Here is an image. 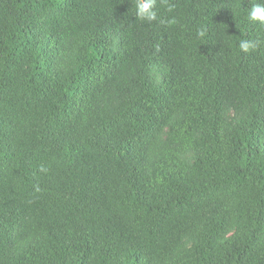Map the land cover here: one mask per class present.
Segmentation results:
<instances>
[{
  "label": "trees",
  "instance_id": "16d2710c",
  "mask_svg": "<svg viewBox=\"0 0 264 264\" xmlns=\"http://www.w3.org/2000/svg\"><path fill=\"white\" fill-rule=\"evenodd\" d=\"M253 3L0 0V264H264Z\"/></svg>",
  "mask_w": 264,
  "mask_h": 264
},
{
  "label": "clouds",
  "instance_id": "9594fccd",
  "mask_svg": "<svg viewBox=\"0 0 264 264\" xmlns=\"http://www.w3.org/2000/svg\"><path fill=\"white\" fill-rule=\"evenodd\" d=\"M156 0H135L136 16L140 20L149 22L158 19L155 11ZM249 18L253 21L264 23V3H253L249 13ZM170 24L176 23L175 19L169 21ZM255 47V44L248 40L242 39L239 42V49L242 52L248 53Z\"/></svg>",
  "mask_w": 264,
  "mask_h": 264
}]
</instances>
